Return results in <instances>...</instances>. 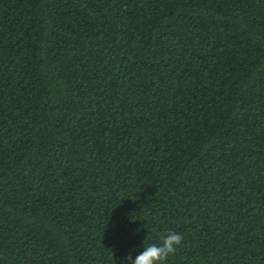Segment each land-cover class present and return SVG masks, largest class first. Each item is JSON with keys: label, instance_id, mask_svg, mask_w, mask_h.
Wrapping results in <instances>:
<instances>
[{"label": "trees", "instance_id": "obj_1", "mask_svg": "<svg viewBox=\"0 0 264 264\" xmlns=\"http://www.w3.org/2000/svg\"><path fill=\"white\" fill-rule=\"evenodd\" d=\"M264 264V0H0V264Z\"/></svg>", "mask_w": 264, "mask_h": 264}, {"label": "clouds", "instance_id": "obj_2", "mask_svg": "<svg viewBox=\"0 0 264 264\" xmlns=\"http://www.w3.org/2000/svg\"><path fill=\"white\" fill-rule=\"evenodd\" d=\"M160 243L145 244L144 250L135 259L129 255V264H167L170 256H174L183 242V237L175 231H168L160 236Z\"/></svg>", "mask_w": 264, "mask_h": 264}]
</instances>
